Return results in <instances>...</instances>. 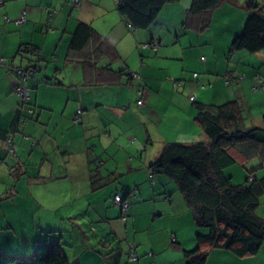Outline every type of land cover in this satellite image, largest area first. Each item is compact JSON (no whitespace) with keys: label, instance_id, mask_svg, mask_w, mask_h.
<instances>
[{"label":"crops","instance_id":"crops-1","mask_svg":"<svg viewBox=\"0 0 264 264\" xmlns=\"http://www.w3.org/2000/svg\"><path fill=\"white\" fill-rule=\"evenodd\" d=\"M117 2L0 0V57L13 67L39 66L26 84L32 114L14 92L16 74L0 68L1 252L30 256L42 242L55 240L75 264H185L184 252L196 247L192 213L174 185L153 176L149 165L166 143L207 141L195 121L197 103L217 106L240 97L249 119L262 125L264 107L253 114L262 94L252 83L264 75V50L229 52L247 16L244 2L224 1L202 30L201 16L188 14L190 0L165 4L145 30L128 28ZM47 9L55 11L50 30L44 28ZM23 11L26 22L15 25ZM78 23L108 40L118 59L98 55L93 39L70 50ZM24 47L37 54L22 52ZM84 59L93 66L85 68ZM107 74L113 83L103 82ZM6 134L15 145L10 155L3 150ZM241 165L243 175L264 177L257 156ZM129 192L123 213L111 198ZM256 215L264 218V195ZM114 239L119 247L107 243ZM99 247L119 256L105 257ZM131 248L135 262L127 259ZM205 264H264V245L247 258L213 248Z\"/></svg>","mask_w":264,"mask_h":264},{"label":"trees","instance_id":"trees-1","mask_svg":"<svg viewBox=\"0 0 264 264\" xmlns=\"http://www.w3.org/2000/svg\"><path fill=\"white\" fill-rule=\"evenodd\" d=\"M177 1L179 0H118L116 7L128 28L145 30L152 25L165 4ZM224 1L226 0H190L188 14L201 16L199 28L205 29L209 26L211 12ZM242 7L247 16L242 31L231 40L229 52L246 51L254 54L263 51L264 8L256 0H244ZM47 10L48 13L52 11ZM23 12L25 23L26 11ZM44 28L47 30L46 25ZM92 39L95 42L97 40V45L93 48L98 55L99 53L112 55L111 60L118 59L113 45L105 38L96 36L93 29L84 23H78L72 33L70 50L80 51ZM142 47L146 48L149 45L143 44ZM22 52L37 54V50L29 47H24ZM7 63L11 67L7 70L15 74L16 70H31V75L37 67L39 68L36 63L26 68L13 67L11 63ZM82 63L85 68L90 65L86 59ZM93 64L94 62L90 66ZM107 69L112 71L109 67ZM112 72L114 76L123 75L122 71ZM124 75L132 77V73L129 72ZM192 75L196 77L197 73ZM114 76L107 74V78L102 77V80L110 84L114 82ZM255 79L264 81V76H256L252 83V90L264 92L263 82L254 87L257 84ZM174 84L177 82L174 81ZM194 98L191 96L189 100L193 101ZM26 105L32 104L29 101ZM30 106L28 107L33 110V105ZM195 106L197 111L195 121L206 135L207 141L189 144L166 143L149 165L153 176L165 177L174 185L192 213L196 229V247L184 252L185 264H205L208 250L213 248L227 250L238 258L255 256L264 245V218L256 215L260 197L264 195V177L254 178L253 172L248 171L244 184H234L223 170L236 163L243 164L256 156L262 162V166L264 165V114L262 125L254 124L249 119L250 111L240 97L217 106L202 103ZM3 142L5 153L13 154L15 145L12 135L6 134ZM8 144H12L11 149L7 148ZM17 171L19 165L13 167L12 175ZM149 182H154L152 176L149 177ZM132 195L133 193L129 192L125 197L119 196L129 203ZM53 241L42 242L35 253L25 257L0 250V264H75L76 262L68 259L62 245ZM131 251L136 255L131 248L127 259L135 262L137 259L132 260L130 257ZM118 252L112 250L104 256L113 259L119 256Z\"/></svg>","mask_w":264,"mask_h":264},{"label":"built area","instance_id":"built-area-1","mask_svg":"<svg viewBox=\"0 0 264 264\" xmlns=\"http://www.w3.org/2000/svg\"><path fill=\"white\" fill-rule=\"evenodd\" d=\"M77 3V0H74ZM55 14V11H49L48 13V18L47 21L45 23L47 30H50L49 28V22L52 18V16ZM8 20V19H7ZM25 21V12H23V14L20 16L19 19H17L15 21V24H21ZM202 60H204V58H201ZM0 67L1 68H6V69H10V65L6 62L5 59H1L0 58ZM31 70L30 71H20V70H16V74H17V83L16 86L14 88V92L16 93V95L19 97L20 103L21 105H26L29 101H30V95H29V89L26 86L28 78L30 76ZM255 82H257V84L254 85V87L259 86L260 83L264 81L262 79H255ZM192 99V98H191ZM142 100H138L137 104H141ZM29 113H33V110L27 109L26 110ZM80 110L77 111V114L74 116L73 121L74 123H77L79 121V116H80ZM24 121V119H23ZM7 148L11 149L12 148V144H8ZM114 202L117 203L120 207L123 213L127 212V208H128V200H124L122 199L118 194H115L114 197ZM130 257L132 260H136L137 257L136 255L133 253V251H131Z\"/></svg>","mask_w":264,"mask_h":264},{"label":"rangeland","instance_id":"rangeland-1","mask_svg":"<svg viewBox=\"0 0 264 264\" xmlns=\"http://www.w3.org/2000/svg\"><path fill=\"white\" fill-rule=\"evenodd\" d=\"M239 3H243L244 1L243 0H237ZM257 2H259V3H262L261 1H263V0H256ZM236 53V52H235ZM244 53H248V52H244ZM249 55H253V54H249ZM236 65H233V68H237V67H235ZM233 70H235V69H233ZM261 70H262V72L264 71V68L262 67L261 68ZM262 76H264L263 75V73H260ZM261 94H262V103H260L259 105H257L258 107H253V114H259L258 113V111H256L258 108H259V106H262V108L264 107V92L262 91L261 92ZM96 167H97V164H96ZM244 166H242L241 164H239V163H236V164H233V165H231V166H229V167H227V168H225L223 171H224V173L227 175V176H230L231 177V181L234 183V184H244L245 183V180H246V177H247V175L245 176V174L243 175L242 174V172H245L246 173V170L243 168ZM69 193H66L65 194V196L63 197L64 198V200L66 199V197H67V195H68ZM112 200H113V196H112V198H111ZM62 200V198L61 199H59V201H61ZM44 202H45V200H44ZM60 204H63L62 206H64L65 205V203H64V201L62 202H60ZM0 216H1V212H0ZM93 226H95V225H93ZM107 237L108 236H105V242H106V240H107ZM2 237H0V246L2 245V239H1ZM57 240V239H56ZM53 242H55V241H53ZM62 243H63V241H61ZM65 242V241H64ZM107 243H110V244H113V246H114V244H116V246L117 247H119L120 246V242L118 241V239L116 240V239H114V241H110V240H108L107 241ZM127 248V247H126ZM69 249V248H68ZM17 250V249H16ZM23 252H25L24 250H23ZM98 252L99 253H102V254H105V253H107V249H105V247H99V249H98ZM98 259V258H97ZM99 260V259H98Z\"/></svg>","mask_w":264,"mask_h":264}]
</instances>
